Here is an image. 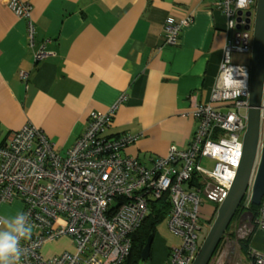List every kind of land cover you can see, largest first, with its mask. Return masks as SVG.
<instances>
[{
	"label": "built area",
	"instance_id": "2783aa9c",
	"mask_svg": "<svg viewBox=\"0 0 264 264\" xmlns=\"http://www.w3.org/2000/svg\"><path fill=\"white\" fill-rule=\"evenodd\" d=\"M257 0H214L225 18L226 40L210 102L195 104L193 138L185 149L170 147L151 167L121 152L138 137L102 136L116 105L108 113H92L84 132L64 154H59L41 130L23 125L0 141V205L20 200L33 225L29 239L20 242L21 264H129L132 235L150 210L151 200L166 196L170 232L180 238L169 249L164 264H192L199 250L198 207L214 210L213 219L235 178L243 152L250 87V63L238 66L233 54L252 51V29L245 30V13ZM17 18L24 19L27 40L35 43L31 6L21 0H0ZM238 12H241L238 21ZM192 22L189 15L163 27L166 46L178 44L179 33ZM48 56L41 48L37 61ZM226 67L242 87L225 85ZM242 72V73H241ZM26 79V73H20ZM235 93V94H234ZM215 103L216 106H213ZM264 149V89L259 105V135L248 185L237 214L231 220L208 264H264V251L251 246L245 262L233 260L240 242L256 231L264 233V195L255 216L250 213L252 188ZM213 165L206 168L201 161ZM2 218V217H0ZM66 239L72 245L52 256L44 247ZM137 264H147L140 261Z\"/></svg>",
	"mask_w": 264,
	"mask_h": 264
},
{
	"label": "crops",
	"instance_id": "0c3cea01",
	"mask_svg": "<svg viewBox=\"0 0 264 264\" xmlns=\"http://www.w3.org/2000/svg\"><path fill=\"white\" fill-rule=\"evenodd\" d=\"M21 1L31 6L32 47L26 21L0 3V141L30 124L64 155L92 113L116 105L102 136H137L123 156L149 168L170 147L188 146L192 107L210 102L226 40L214 0ZM186 15L192 22L178 44L166 46L164 25ZM41 48L48 56L37 61ZM22 209L16 200L1 204L0 217ZM61 242L46 245L45 256L66 251Z\"/></svg>",
	"mask_w": 264,
	"mask_h": 264
},
{
	"label": "water",
	"instance_id": "95a60500",
	"mask_svg": "<svg viewBox=\"0 0 264 264\" xmlns=\"http://www.w3.org/2000/svg\"><path fill=\"white\" fill-rule=\"evenodd\" d=\"M241 12H238L240 21ZM245 30L252 29L250 57V89L247 125L243 136V152L227 197L216 211L192 264H208L228 228L245 194L256 154L259 135V105L264 89V0H257L254 12H246ZM264 195V149L252 188L251 203L258 207ZM153 237H149L141 253V260L150 255Z\"/></svg>",
	"mask_w": 264,
	"mask_h": 264
},
{
	"label": "rangeland",
	"instance_id": "374dc122",
	"mask_svg": "<svg viewBox=\"0 0 264 264\" xmlns=\"http://www.w3.org/2000/svg\"><path fill=\"white\" fill-rule=\"evenodd\" d=\"M231 62L238 66H246L250 63V55L233 54L231 56ZM212 105L216 106L215 103H212ZM201 165L206 168H211L213 163L210 160L205 159L201 161ZM16 201H19L23 207V203L20 200H16ZM198 212H199L200 229H201L198 243L199 245H201L205 235L207 234L209 230V226L213 221L212 217L214 214V210L210 208L208 205L203 204L198 207ZM210 221L211 223H209ZM167 223H168V219L166 217L156 225L154 236H153V241L150 247V255H149V258L145 261L147 264H156L157 262L161 261L163 258L166 257L170 248L179 247L180 245V238L174 235L172 232H170ZM250 244L252 248L258 251H264V233L261 231H256L251 237ZM61 245L62 247H65L66 250L72 249V245L68 242V240L66 243L61 242ZM56 246L57 245H53L51 247L55 248ZM49 250H52V249H49ZM246 255L242 254L241 252L240 253L238 252L232 257V259L240 260L241 262L244 263Z\"/></svg>",
	"mask_w": 264,
	"mask_h": 264
},
{
	"label": "clouds",
	"instance_id": "9594fccd",
	"mask_svg": "<svg viewBox=\"0 0 264 264\" xmlns=\"http://www.w3.org/2000/svg\"><path fill=\"white\" fill-rule=\"evenodd\" d=\"M234 71L238 70L226 67L225 85L229 88L234 85L242 87V83L234 79ZM32 231L33 225L30 223L28 215L24 212L0 218V264H21L23 250L20 242L29 239Z\"/></svg>",
	"mask_w": 264,
	"mask_h": 264
},
{
	"label": "trees",
	"instance_id": "16d2710c",
	"mask_svg": "<svg viewBox=\"0 0 264 264\" xmlns=\"http://www.w3.org/2000/svg\"><path fill=\"white\" fill-rule=\"evenodd\" d=\"M249 210L252 216H255L258 210V207L254 205H250ZM169 212H170V204L167 201L166 196L151 200L149 213L147 214V216L141 223L140 227L135 231V233L131 237L132 238V249H131L130 258L128 261L129 264H137L141 261V253L147 242V239L150 236L151 237L154 236L156 225L161 220L166 218ZM250 240H251V237L249 239H246L240 242V248H241L240 252L244 255H246L249 251V247L251 246Z\"/></svg>",
	"mask_w": 264,
	"mask_h": 264
}]
</instances>
